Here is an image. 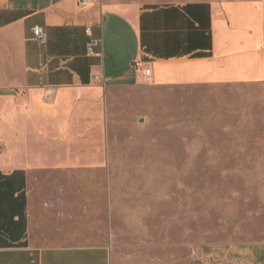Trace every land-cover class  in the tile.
Wrapping results in <instances>:
<instances>
[{
  "label": "crops",
  "instance_id": "obj_1",
  "mask_svg": "<svg viewBox=\"0 0 264 264\" xmlns=\"http://www.w3.org/2000/svg\"><path fill=\"white\" fill-rule=\"evenodd\" d=\"M85 1L0 0V264H112L108 245L28 240L34 178L106 166L110 102L122 89L264 82V0ZM94 38L101 55L88 53ZM255 248L264 264V243Z\"/></svg>",
  "mask_w": 264,
  "mask_h": 264
},
{
  "label": "rangeland",
  "instance_id": "obj_2",
  "mask_svg": "<svg viewBox=\"0 0 264 264\" xmlns=\"http://www.w3.org/2000/svg\"><path fill=\"white\" fill-rule=\"evenodd\" d=\"M127 88L110 102L103 169L34 178L28 243L104 244L112 264H257L255 247L264 243V82ZM78 223L79 235L60 229Z\"/></svg>",
  "mask_w": 264,
  "mask_h": 264
},
{
  "label": "built area",
  "instance_id": "obj_3",
  "mask_svg": "<svg viewBox=\"0 0 264 264\" xmlns=\"http://www.w3.org/2000/svg\"><path fill=\"white\" fill-rule=\"evenodd\" d=\"M83 4H86L85 0H82ZM88 31H90V28H88ZM34 34H35V38L36 40L42 44L45 43L47 40V36H46V32L44 30L43 27L41 26H35L34 27ZM102 44V39L99 38H94L92 39L89 44H88V53L90 55H101V52L97 51V48L100 47ZM143 72L145 73V75L149 76L151 73V68L148 65H142L141 66Z\"/></svg>",
  "mask_w": 264,
  "mask_h": 264
}]
</instances>
